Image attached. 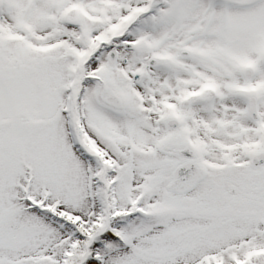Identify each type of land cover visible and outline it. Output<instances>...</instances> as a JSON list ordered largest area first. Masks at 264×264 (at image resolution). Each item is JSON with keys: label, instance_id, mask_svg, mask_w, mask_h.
Wrapping results in <instances>:
<instances>
[{"label": "snow or ice", "instance_id": "6c2138e0", "mask_svg": "<svg viewBox=\"0 0 264 264\" xmlns=\"http://www.w3.org/2000/svg\"><path fill=\"white\" fill-rule=\"evenodd\" d=\"M0 264H264V0H0Z\"/></svg>", "mask_w": 264, "mask_h": 264}]
</instances>
